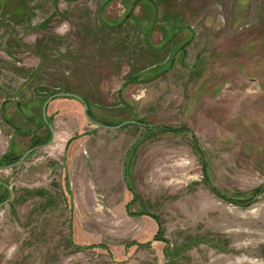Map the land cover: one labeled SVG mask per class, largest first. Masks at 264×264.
<instances>
[{
  "label": "rangeland",
  "instance_id": "374dc122",
  "mask_svg": "<svg viewBox=\"0 0 264 264\" xmlns=\"http://www.w3.org/2000/svg\"><path fill=\"white\" fill-rule=\"evenodd\" d=\"M57 94L180 129L55 98L0 169V264H264V0H0V160Z\"/></svg>",
  "mask_w": 264,
  "mask_h": 264
},
{
  "label": "water",
  "instance_id": "95a60500",
  "mask_svg": "<svg viewBox=\"0 0 264 264\" xmlns=\"http://www.w3.org/2000/svg\"><path fill=\"white\" fill-rule=\"evenodd\" d=\"M167 72V70H163V71H161V72H159V73H157V74H155V75H153L152 77H150V78H148V79H145V80H143L142 82H151V81H154V80H156L157 78H159V77H161L162 75H164L165 73ZM68 95H70V94H57V95H54L53 97H51L48 101H47V103H46V106H47V104H48V102H50L51 100H53V99H55V98H58L59 96H68ZM70 96H73V97H76L77 99H79L83 104H84V108H85V114H86V116H87V118L89 119V120H91L94 124H96V125H98V126H103V127H106V128H120V127H123V126H126V125H140V126H144V127H149L150 129H155V128H159V129H162V130H166V131H178L180 128H174V129H169V128H167V127H164V126H161V125H156V124H145V123H141V122H139V121H136V120H130V121H127V122H124V123H122V124H120V125H118V126H115V127H112V126H108V125H106V124H103L102 122H100V121H98V120H95L94 118H92L91 116H90V114H89V106H88V104L82 99V98H80L79 96H76V95H70ZM45 106V107H46ZM189 131H191V133H192V136H193V138H194V142H195V145H196V147L198 148V150L201 152V149H200V146H199V144H198V142L196 141V134L191 130V129H189V128H187ZM54 136V135H53ZM53 140H54V137H53ZM53 141H51V143H52ZM51 143H49V144H51ZM49 144H46V145H44V146H40V147H38V148H42V147H45V146H48ZM32 152V150H30V151H28L17 163H15V164H12V165H9V166H7V167H13V166H15V165H18V164H20L21 162H23L24 160H25V158L30 154ZM203 169H204V177H205V181L207 182V184H208V186L216 193V194H218L219 196H221L222 198H225V199H228V198H226V197H224V196H222L210 183H209V181H208V179L206 178V168H205V166H203ZM9 189H10V191L12 190L11 188H10V186H7ZM262 191V190H261ZM231 202L232 203H235V204H238V205H243V204H241V203H239V202H236V201H234V200H231Z\"/></svg>",
  "mask_w": 264,
  "mask_h": 264
},
{
  "label": "flooded vegetation",
  "instance_id": "af4514ba",
  "mask_svg": "<svg viewBox=\"0 0 264 264\" xmlns=\"http://www.w3.org/2000/svg\"><path fill=\"white\" fill-rule=\"evenodd\" d=\"M53 96H51V97H53ZM50 98H48L46 100V102L44 103V107H43V123H44L43 126H45V128H46V134L43 137H40V138H38V139L35 140L34 146L30 149L32 151L35 148H38L40 146H44L46 144L51 143V141H53V142L51 144H49L48 146H50L54 142H56L57 136H56V132L54 130V125H53V118H54V116L52 115V116L48 117V114H47L48 107L51 104V102L54 100L53 99L50 102H48V104L46 106V103H47V101ZM43 126L38 125L37 128L38 129H41V127H43ZM53 137H54V140H53ZM45 147H47V146H45ZM22 157L23 156H20V157H18L16 159L10 160V158H11L10 157V154L3 155L2 158H1V160H0V169L4 168L5 166H9V165H12V164L17 163ZM0 185H1V187H3V190L5 189V191H7V192L9 191L10 192V189L7 187V185L5 183H3V182L0 181ZM12 198H13V194H11V192H10V197H8V198H5L4 197V192H3V194L0 195V208L3 207Z\"/></svg>",
  "mask_w": 264,
  "mask_h": 264
},
{
  "label": "trees",
  "instance_id": "16d2710c",
  "mask_svg": "<svg viewBox=\"0 0 264 264\" xmlns=\"http://www.w3.org/2000/svg\"><path fill=\"white\" fill-rule=\"evenodd\" d=\"M141 123H143V122H141ZM10 160H12V159L10 158ZM239 203H241V202H239Z\"/></svg>",
  "mask_w": 264,
  "mask_h": 264
}]
</instances>
